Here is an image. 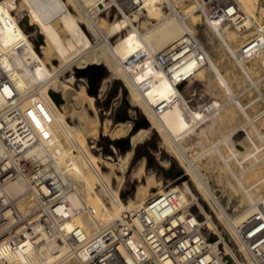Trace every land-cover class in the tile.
I'll return each mask as SVG.
<instances>
[{
    "label": "bare ground",
    "instance_id": "obj_1",
    "mask_svg": "<svg viewBox=\"0 0 264 264\" xmlns=\"http://www.w3.org/2000/svg\"><path fill=\"white\" fill-rule=\"evenodd\" d=\"M113 1L120 11V16L113 20H107L109 10L114 6L111 5ZM161 1L142 0L141 8L146 17L141 20L138 13L130 16L125 5L117 0H19V2L0 0V82L3 83H0V111L8 106L9 99H23L21 107L33 113L39 98L35 92L38 85L42 86L44 92L50 87L61 95L62 101L58 103L51 92H48L57 120V123L53 122L50 126L53 129L51 143L53 146L64 144V152L69 164L66 172L69 188L65 195L69 201L67 212L75 214L77 221L86 230L91 231L99 225L106 224L114 217H118L121 211H133L141 207L147 196L163 191L161 180L158 181L152 171L149 174H144V160H141L131 170V175H133L131 177H136L139 182L133 197L122 196V199L127 197L126 206L119 202V197L111 204L99 202V199L93 195L89 176L92 167L101 169V166L104 165L107 170L101 169V172L106 180L112 182L114 179L116 181L115 191L121 190L124 173L133 154V147L137 143H141L151 130L155 129L163 139V143L167 145L168 149L170 148L171 155L181 160L180 162L186 163L187 174H190L195 180L199 193L214 200L216 213L221 224L227 230L223 228V232L230 239L238 242L237 227L246 221L253 209L259 208L254 204L261 200V207L264 208V196L255 192L261 188L259 184L264 183V175L253 182L254 184L249 183L250 186H246L245 183L248 177L255 172L264 170V132L258 129V125H255L257 119L254 121L253 116H249L245 111L244 106L237 98L238 94L233 92L228 78L223 75L224 73L220 71L211 55L197 39L191 21H187V17L190 15L198 16L193 11L194 6L192 5L193 9H187L185 13L184 11L166 13L160 6ZM236 1L241 12V19L235 23L234 27L237 33H242L249 28L252 17L250 15L254 8L251 4L253 1ZM69 6L77 10V14L72 13ZM11 8L15 9V14ZM101 13H105V16H101ZM23 16L28 18V24L33 30L31 33L25 31L20 24V19ZM149 19L154 21H149ZM205 21L225 50L234 58L243 75L254 83L246 64V61L251 58L239 57L238 51L243 44L237 48L231 44L233 42L232 32L230 34L227 31L228 26H223L228 22L208 19ZM81 24H84L89 33L95 37V45ZM36 35H39L42 41L39 46L40 52L35 49L30 38ZM115 36H117L115 41L111 43L110 39ZM172 50H174V61H171L168 68L157 67L154 54ZM260 52L253 57H264V51ZM144 53L149 55L147 60L142 58ZM51 58L58 60V64H54ZM73 62H76V68L99 64L110 72V77L102 81L95 96L89 94L86 91V85L80 84L81 78L76 80L73 74L65 79H58L59 72ZM207 63V67L213 71V77L217 84L228 97L224 102H220L217 98L193 108L189 104L190 100L185 96V91L189 89L193 80L205 81L206 77L202 75L201 67ZM111 77L120 78L124 82L128 88L131 102L143 110L148 121L147 126H140L132 132L129 137L131 145L125 148L123 154L118 155L115 162H112V156L108 154L100 155L94 152L91 149L90 140L81 142L79 137L80 132L85 130L87 125L93 135H97L99 113L95 106V99L106 92L107 86H109L107 83ZM74 80L79 84L72 85ZM178 82H186L185 87L182 89L177 86ZM214 86L211 82L209 90H213ZM188 92L190 93V91ZM11 93H14L13 97L8 98ZM162 101H168L169 106L161 113H156L153 110V105ZM231 102L243 113L244 122L224 133L217 142L214 141L216 143L209 150L217 153L228 173L234 177L238 186L246 193L244 194L248 205L247 211H242L233 217L226 213L214 199L203 174L200 173L197 164L200 154L190 157L187 151H190L192 146L183 144L186 137L192 134L197 137L203 136L222 123L226 117L228 118L226 114H220V111ZM71 103L79 104V107L69 108ZM40 106L46 110L42 103ZM88 108L93 111L94 116H90ZM260 113H264V111ZM67 116L72 119V125L64 122ZM106 117L112 120V113L107 114ZM41 120L37 119L42 124ZM124 124L123 122L116 123L112 131L103 125V134L106 133L105 135L108 136V134L114 133L118 136L119 133H124L121 131ZM247 125L253 128L258 139L247 129ZM42 126L44 125L42 124ZM72 140L79 144L81 152L80 150H77L78 152H75L74 149L71 150L72 145L69 143ZM221 143L226 145V153L221 150L219 146ZM231 160L234 161L235 167L231 166ZM143 174L146 175L144 181L140 180V176ZM83 181L85 184L82 186ZM181 186L185 201H188L190 197L196 198L186 180L182 182ZM252 189L254 190L252 191ZM8 190L12 194H18L24 190V187L21 183H13L9 185ZM97 192L99 191L97 190ZM87 206L95 208L96 215L94 217L87 214ZM199 209L204 213L205 227L214 229L221 235L220 222L218 225L214 216H211L203 205L200 204ZM239 246L242 249L241 244ZM63 250L64 248L59 247L56 255H60ZM21 262L22 257L19 256L13 264H21ZM61 264H81V262L76 258H69Z\"/></svg>",
    "mask_w": 264,
    "mask_h": 264
},
{
    "label": "built area",
    "instance_id": "obj_2",
    "mask_svg": "<svg viewBox=\"0 0 264 264\" xmlns=\"http://www.w3.org/2000/svg\"><path fill=\"white\" fill-rule=\"evenodd\" d=\"M119 2L129 15L143 13L142 0ZM189 2L204 21L235 25L241 19L236 0H162L160 6L167 13H178ZM255 27V34L238 51L240 58L249 59L264 51V23ZM173 52L154 54L156 66L167 69L174 61ZM148 56L144 53L143 60ZM81 81L88 88L87 80ZM41 87L35 88L39 98L33 113L21 107L23 99H9L8 106L0 111V264H13L19 256L21 264H61L69 258H76L81 264H264V209H253L237 227L238 242L231 241L223 229L220 228V235L206 228L200 209L202 217L192 211L197 199L190 197L185 201L182 186L172 183L163 185L161 193L149 195L141 207L121 211L106 224L86 230L75 214L67 212L69 164L64 144L51 143L50 126L57 123L48 96L52 88L44 92ZM105 96L106 93L95 99L97 110L103 116L112 113L113 118L120 102L113 99L102 104ZM168 106V101H162L153 105V110L161 113ZM89 140L94 152L106 155L97 139ZM69 145L71 150L81 152L76 141ZM91 170L104 203L111 204L122 197V191H115L101 169ZM13 183H21L24 190L10 193L9 185ZM86 212L91 217L96 215L92 206H87ZM59 247L64 250L56 255Z\"/></svg>",
    "mask_w": 264,
    "mask_h": 264
},
{
    "label": "rangeland",
    "instance_id": "obj_3",
    "mask_svg": "<svg viewBox=\"0 0 264 264\" xmlns=\"http://www.w3.org/2000/svg\"><path fill=\"white\" fill-rule=\"evenodd\" d=\"M14 1L19 2V0H14ZM118 1L119 0H117V2ZM252 1L254 2V4L253 2H251V4L254 8L252 15H250V17L251 16L252 17L249 24V28L246 31L242 33H237L234 27L235 25H233L231 22L224 23L223 25V26H228L227 31H229L230 34L232 32L233 42H231V44L236 48L241 46L251 36L255 34V28H256L255 26L257 24L264 23V0H252ZM111 5H116L115 1H113ZM69 8L72 13L77 14L78 11L75 10L72 6H69ZM191 8L193 9L192 3L189 2L186 5H184L182 8H180L179 11L180 12L184 11L185 13L187 12V9L192 10ZM11 10L15 14V9L11 8ZM100 15L105 16V13H101ZM119 16H120L119 9L115 8V6H112L106 18L107 20H113L114 18H117ZM139 16L141 17V20L145 19L146 17L145 12H143V14L140 13ZM193 16L194 15L188 16L187 21L189 22L191 21L190 23H192V26L194 28V33L197 39L203 45V47L209 53V55H211L217 67L220 69L222 73H224L223 75L226 78H228L227 80L231 84V88L234 90L233 92L238 94L237 98L239 102L244 106L245 111L249 114V116H253L254 121L257 119L255 121V125H258L257 126L258 129L261 132H264V113H260L264 111V57L260 55L262 57V60L260 59L261 57H253L248 61H246L247 62L246 64L248 65L251 74L250 76L252 80L255 81L254 83H252L246 76L243 75V73L239 69V66L235 62L234 58L231 55H229V53L225 50L219 39H217V37L212 33V31L208 26L207 21H204L203 18H201L199 15H198L199 17L198 16L193 17ZM151 20L152 22L154 21L153 19H149V21ZM20 24L23 26L24 30L27 31L28 33L29 32L31 33L33 31L32 27L28 24V18L26 16L21 17ZM81 27L86 32L92 43L96 44L95 37L91 33H89L85 25L81 24ZM139 27L141 29V26ZM116 37L117 36L112 37L110 39L111 43L115 41ZM30 38L34 44L35 49L38 52H40L39 46L41 45L42 42L41 37L39 35L38 36L36 35V36H31ZM51 61L54 64H58L59 62L58 60H54L53 58H51ZM75 65L76 62H73L71 63V65H68L64 70L59 72L58 79L62 80L67 78L70 74H73L76 80L77 78H85L87 80V77L76 76ZM207 65L208 63L203 65L204 67L203 66L201 67L202 75L203 76L205 75L206 77L205 81L193 80V82L189 86V89L185 91V96L188 97V99L190 100L189 104L191 107L193 106V108H195L199 104H203L205 102L217 98H218L217 100H219L220 102H224L228 97V95L223 92L224 90H222L221 87H219V85L217 84L216 80L213 77L214 76L213 71H211L210 68L207 67ZM104 69L105 72L101 77V80L99 82V87L104 79L110 77V72L105 67ZM76 80L72 82V85L78 83V81L76 82ZM211 82L213 83V85H215L213 90H209V85ZM80 84L84 85V82L80 81ZM107 84L109 86H107V90L105 92L106 96L105 98H103L102 104L104 103L107 105L110 102H112L113 99H117V101L119 100L120 103L116 108L114 117L112 118V120H110L109 117L105 118V116L99 114L98 117L99 126H98L97 135H93L89 125H87V128L85 127L86 129L80 132L79 137L81 139V142H83L82 140H89L90 138L97 139V145L102 146L104 153L106 155L108 154L112 156V162H115L118 155L123 154L125 148L131 145L130 142L121 143L122 140L129 139L130 135L135 130V124L138 121L145 119L146 117L145 114L143 113V110L139 106L131 102L128 88L125 86L124 82L120 78L111 77L109 78ZM185 84L186 82H181L179 87L183 89L185 87ZM86 91H87V86H86ZM188 91H190V93ZM104 94L101 97H103ZM96 99H98V97ZM72 107H79V104L74 105L73 103H71L69 105V108ZM87 110L90 116H94V113L91 109L88 108ZM220 112H221L220 114L223 113L222 115L226 114L228 118L226 117L227 119L225 118L223 122L221 121L222 123L216 126L212 131L206 132L203 136H198L199 138L195 134L186 137L185 140L183 141L185 143L183 144L192 146L190 148L191 152L189 150L187 151V154L190 157H194L196 155L198 156L200 154L198 157L199 160H197L200 173L203 174L205 182H207V185L209 186L211 193L214 195V199L222 206L223 210L226 213H228L230 216L233 217V215L235 216L241 213L242 211L243 212L247 211L246 208L248 207V205L247 202L245 201L246 193L241 190L242 188L238 186V183H236L234 177L231 176L230 173H228V170L225 168L222 159L218 157L217 153L209 149L211 146H213V144H215L218 141V138L223 136L224 133L230 131L231 129H233V127L234 128L237 127V125L238 126L242 125L245 117L243 116V113L240 110H238L237 107H235L233 102L229 103ZM257 114L258 116L256 117ZM67 119L69 122L66 121V119L64 120V122L72 125L73 124L72 119L69 116H67ZM119 122L125 123L122 126V130H121L124 133H119L118 136L114 133L108 134V136L105 135L106 133L103 134V128H102L103 125H105L106 128H109L110 131H112L115 128V124ZM147 125H148V121H147ZM247 129L251 131V134L253 133L256 139H258V137L255 135L253 128H251L250 125H247ZM111 145L114 147V150L112 149ZM219 146L224 153L227 152V148L225 144L221 143ZM169 151L170 148L168 149L167 145L163 143V139L155 129H152L151 132L148 134V136L141 143H137L134 148L133 155L131 157L128 168L124 173V181L120 188L122 191V196L128 195L133 197L136 190V186L139 181L137 180L136 177H131L133 176L131 175L132 173L131 170L132 168L137 166V164L141 160H144V164H145L144 174H149L152 171L156 176V179L158 178L157 179L158 181L161 180L160 181L161 186L168 183H172L174 185L175 184L181 185L182 182L186 180L190 184V187L197 198V205H194L192 207V211L194 213H198L200 217H202L198 208L200 204L203 205L206 211L209 214H211V216H214L215 222L219 225L220 219L215 210L216 206L215 203L213 202L214 200L208 196L204 197L199 193V188L195 180H193L190 174H187V169H185L186 163L180 162L181 160L171 155L172 152ZM143 157L144 159H141ZM233 162L234 161L232 160L230 161L231 166L235 167L236 165H234L235 163ZM101 169L107 170L106 167L105 169L103 168ZM144 174L140 176V180L142 181L145 180L144 178L146 175ZM262 175H264V170L255 172L252 176L248 177L247 182L245 181L247 185L246 184L245 185L250 186L249 183L254 184L253 182L257 181V179ZM89 176L91 179L92 192L93 195H95L94 197L98 198L99 199L98 201L104 204V201L100 197V193L97 192V190L95 189L96 177L93 171L89 173ZM111 183L115 189L116 181L112 179ZM81 184L83 186L85 184V181H83ZM259 185H261V188L259 186L260 188L258 189L259 191H255V192L256 193L259 192L257 193L258 195L261 194L262 196H264V183ZM253 190L254 189H252V191ZM126 199L127 197L125 199H122V197L120 196L119 202H121L123 206H126ZM260 202L261 200L260 201L258 200V203L254 204V206L262 208ZM221 225H219V227L221 229L224 228L226 230V228L223 225L222 226ZM231 241L233 240L231 239Z\"/></svg>",
    "mask_w": 264,
    "mask_h": 264
},
{
    "label": "water",
    "instance_id": "obj_4",
    "mask_svg": "<svg viewBox=\"0 0 264 264\" xmlns=\"http://www.w3.org/2000/svg\"><path fill=\"white\" fill-rule=\"evenodd\" d=\"M75 71H76L75 74L77 77H87L88 86H89L87 88V91L89 94H92L95 96L98 92L99 82L101 80V77L105 72L104 67L99 64H90L84 68H76ZM51 94L56 102L59 103L62 101V97L59 93L52 91ZM140 126H147L146 118L141 121H138L135 124V129ZM128 142H129V139H124L122 140L121 143H128Z\"/></svg>",
    "mask_w": 264,
    "mask_h": 264
},
{
    "label": "crops",
    "instance_id": "obj_5",
    "mask_svg": "<svg viewBox=\"0 0 264 264\" xmlns=\"http://www.w3.org/2000/svg\"><path fill=\"white\" fill-rule=\"evenodd\" d=\"M136 146V145H135ZM135 146L133 147V151H134V148H135ZM133 155V154H132ZM132 157V156H131ZM141 159H144V157L143 158H141ZM130 160H131V158H130ZM130 163V162H129Z\"/></svg>",
    "mask_w": 264,
    "mask_h": 264
}]
</instances>
